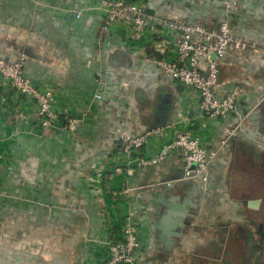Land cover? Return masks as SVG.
I'll return each instance as SVG.
<instances>
[{
  "label": "crops",
  "instance_id": "crops-1",
  "mask_svg": "<svg viewBox=\"0 0 264 264\" xmlns=\"http://www.w3.org/2000/svg\"><path fill=\"white\" fill-rule=\"evenodd\" d=\"M98 1L0 0V56L24 54L26 75L52 89L60 115L44 130L34 103L13 92L3 102L0 87V264H105L126 215L140 219L136 264H264V253L247 252L244 242L248 230L263 224L264 231V0H231V11L223 6L228 0L212 10L211 0H134L154 16V30L138 42L104 27ZM212 18H225L256 46L246 60L230 53L220 61L216 93L244 88L240 128L202 114L195 91L153 62L154 42L168 57L179 42L164 23ZM160 114L162 127L189 130L205 147L220 148L207 189L182 180L178 151L154 167L128 163L118 130L141 133ZM234 128L237 135L227 137ZM161 145L151 141L141 156ZM174 181L180 186L161 189ZM174 205L180 208L164 219ZM178 214L190 222L182 232L172 226Z\"/></svg>",
  "mask_w": 264,
  "mask_h": 264
},
{
  "label": "built area",
  "instance_id": "built-area-1",
  "mask_svg": "<svg viewBox=\"0 0 264 264\" xmlns=\"http://www.w3.org/2000/svg\"><path fill=\"white\" fill-rule=\"evenodd\" d=\"M182 1L199 4L207 0ZM97 9L102 12L104 27L122 30L130 42H138L147 30H154V16L147 12L144 5L134 0H99ZM80 15V12H76L75 17L79 18ZM221 20L215 29L185 21L164 23L165 27L179 33V42L174 57L166 55L162 42H154L156 55L153 62L166 77L195 91L202 114L210 119L231 118L233 124L240 128L245 117L240 108L244 88L235 85L223 95L216 93L220 61L230 53L237 60H246L249 51L257 50L253 43L234 34L225 18ZM211 54H215L214 60L210 58ZM24 61V54L14 59L0 56L1 99L7 101L13 92L24 101L34 103L40 127L44 130L54 128L60 122V115L53 107V91L49 87L39 88L32 83L25 73ZM77 123V120L71 119L68 128L74 129ZM237 132L234 128L228 132L227 137H235ZM168 136L169 142H165ZM118 137L121 151L127 156L130 166L154 167L163 163L170 152L178 151L184 165L182 180L198 179L204 190L212 184L211 166L218 158L220 148L205 147L191 131H180L174 126H168L132 134L119 129ZM154 140L162 142L159 150L150 158L142 157L141 148ZM226 140H220V144L224 146ZM139 220L132 215L122 219L121 235L109 243L105 264H136L135 253L140 245Z\"/></svg>",
  "mask_w": 264,
  "mask_h": 264
},
{
  "label": "water",
  "instance_id": "water-1",
  "mask_svg": "<svg viewBox=\"0 0 264 264\" xmlns=\"http://www.w3.org/2000/svg\"><path fill=\"white\" fill-rule=\"evenodd\" d=\"M210 58L212 60H214L215 54H211ZM164 119H165V117L160 114V119L156 122L155 126L156 127H162L165 124ZM148 129L149 128H146L145 130H148ZM258 156H259V154L256 155V158H258ZM261 156L264 158V152L261 153ZM180 184L181 183L174 181V182H171L168 184H164V186H162L161 189H174V188H177L178 186H180ZM190 184H192L195 187H200V182L198 179H193L190 182ZM253 207H255V205H253ZM179 208H180L179 205H174V207H172L171 210L166 212V214H165L166 216H163V218L167 219L168 217H170L172 214L175 213L174 210H177ZM187 208L188 207L185 206L183 211H184V214L189 219L190 215L186 214ZM173 211H174V213H173ZM186 216L183 217V214H178L177 218L175 220L176 222H174V224H172V222H171L172 226L173 227L176 226V228H178V230L180 232H182V230L185 229L186 226L190 225V222L188 219H186ZM262 225L263 224H259V226L257 228H252L251 230H248L246 232V237L244 238V242H245V245L247 248V252L253 253L255 250H259L260 254L264 253V231L262 230Z\"/></svg>",
  "mask_w": 264,
  "mask_h": 264
},
{
  "label": "rangeland",
  "instance_id": "rangeland-1",
  "mask_svg": "<svg viewBox=\"0 0 264 264\" xmlns=\"http://www.w3.org/2000/svg\"><path fill=\"white\" fill-rule=\"evenodd\" d=\"M209 1V0H208ZM213 2V3H212ZM219 0L217 1H214V0H211V3L210 4V10H212L214 7L217 9L218 6H219ZM236 2H231V0H228L226 2H223V6L225 7L226 11L230 10L231 11V8L235 5ZM196 8H199L198 6H195ZM209 20H212V19H209ZM229 24V23H228Z\"/></svg>",
  "mask_w": 264,
  "mask_h": 264
},
{
  "label": "trees",
  "instance_id": "trees-1",
  "mask_svg": "<svg viewBox=\"0 0 264 264\" xmlns=\"http://www.w3.org/2000/svg\"><path fill=\"white\" fill-rule=\"evenodd\" d=\"M221 19L219 18H212V20L209 22V24L207 23H204L203 21H197V22H192V23H196V24H199L201 26H203L204 28H207V29H215L219 26V24L221 23Z\"/></svg>",
  "mask_w": 264,
  "mask_h": 264
},
{
  "label": "flooded vegetation",
  "instance_id": "flooded-vegetation-1",
  "mask_svg": "<svg viewBox=\"0 0 264 264\" xmlns=\"http://www.w3.org/2000/svg\"><path fill=\"white\" fill-rule=\"evenodd\" d=\"M259 165L261 166V169H259L260 176H264V158L261 155H260V164Z\"/></svg>",
  "mask_w": 264,
  "mask_h": 264
}]
</instances>
